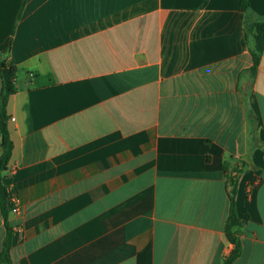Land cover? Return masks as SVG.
<instances>
[{
    "label": "crops",
    "instance_id": "1",
    "mask_svg": "<svg viewBox=\"0 0 264 264\" xmlns=\"http://www.w3.org/2000/svg\"><path fill=\"white\" fill-rule=\"evenodd\" d=\"M22 2L0 0L12 264H224L225 168L233 264H264V56L252 73L239 0H27L14 29ZM7 230L0 206V255Z\"/></svg>",
    "mask_w": 264,
    "mask_h": 264
},
{
    "label": "trees",
    "instance_id": "2",
    "mask_svg": "<svg viewBox=\"0 0 264 264\" xmlns=\"http://www.w3.org/2000/svg\"><path fill=\"white\" fill-rule=\"evenodd\" d=\"M27 0H23L19 9L15 25L19 21ZM241 9L245 14L244 32L249 52L253 59L252 73H256L263 60L264 56V15H258L252 8L249 0H239ZM14 34V30H13ZM12 43V38L8 42V47ZM18 73V68L8 67L0 55V76L2 80V89L0 92V147L2 155L0 157V173L7 170V166L12 159L14 144L9 132L8 122L9 115L7 111L9 99L17 92L15 86V78ZM227 181V192L230 201L229 215L225 225V235L227 240L234 245V250L225 258L224 264H233L242 253V244L239 234L243 229V221L240 219L237 211V194L243 169L235 168L228 171L223 169ZM8 198L9 189L4 187L0 180V206L7 225V238L4 244L3 251L0 255L2 262L12 264L10 252L14 241V231L8 223Z\"/></svg>",
    "mask_w": 264,
    "mask_h": 264
},
{
    "label": "built area",
    "instance_id": "3",
    "mask_svg": "<svg viewBox=\"0 0 264 264\" xmlns=\"http://www.w3.org/2000/svg\"><path fill=\"white\" fill-rule=\"evenodd\" d=\"M8 189H9V198H8L9 211L13 214L18 215L22 212V208L19 203L17 190L15 189V187H10Z\"/></svg>",
    "mask_w": 264,
    "mask_h": 264
}]
</instances>
